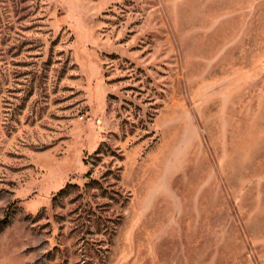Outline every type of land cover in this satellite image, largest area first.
<instances>
[{
    "label": "rangeland",
    "instance_id": "1",
    "mask_svg": "<svg viewBox=\"0 0 264 264\" xmlns=\"http://www.w3.org/2000/svg\"><path fill=\"white\" fill-rule=\"evenodd\" d=\"M0 264H264V0H0Z\"/></svg>",
    "mask_w": 264,
    "mask_h": 264
}]
</instances>
